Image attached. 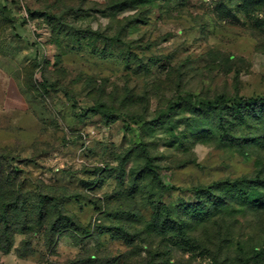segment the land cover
I'll return each instance as SVG.
<instances>
[{"label": "rangeland", "instance_id": "rangeland-1", "mask_svg": "<svg viewBox=\"0 0 264 264\" xmlns=\"http://www.w3.org/2000/svg\"><path fill=\"white\" fill-rule=\"evenodd\" d=\"M249 99L264 0H0V264H264Z\"/></svg>", "mask_w": 264, "mask_h": 264}, {"label": "trees", "instance_id": "trees-1", "mask_svg": "<svg viewBox=\"0 0 264 264\" xmlns=\"http://www.w3.org/2000/svg\"><path fill=\"white\" fill-rule=\"evenodd\" d=\"M220 99H222V98H220ZM263 101H264L263 99H249L246 102L251 107H255L256 105L260 104L261 107H262V109H264V102ZM0 169H1V171H0V182H1V181H3V173H5V172L3 171L2 168H0ZM219 185L220 184L216 183V184L208 187L207 190H211L213 188H216ZM0 192H1V187H0ZM9 193H10V197L11 198H10V201L8 202V205H9L8 206V209H7L6 213L4 212V214L6 216H8L10 213L16 212L18 210L16 200H12L13 199V197H12L13 193L11 191H9ZM44 204H45V201L40 200L38 206H36V210H37L38 217L43 214ZM57 216H58V218L60 220V223H61V225L63 227L61 229L62 232L63 231H66V230H68V229H70L72 227H74L75 224H74V221H73L72 217L67 216L66 214H63L60 211L57 213ZM27 219H28V217H27ZM4 229H5V233H6L8 231L7 230V227L4 228ZM50 235H51V233L49 235H48V233H46V237H50ZM127 236H128V234H126L125 232H123V238H127ZM11 248H12V243H11V241H9L4 246H0V252L1 253H4V254L5 253H9V251L11 250ZM256 256H258V254ZM251 259H254V258L251 257V258L244 259V264H251L253 262Z\"/></svg>", "mask_w": 264, "mask_h": 264}]
</instances>
